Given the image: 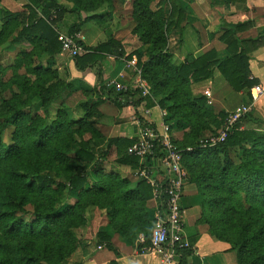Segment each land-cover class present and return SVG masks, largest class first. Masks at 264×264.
Returning <instances> with one entry per match:
<instances>
[{
    "label": "trees",
    "instance_id": "obj_1",
    "mask_svg": "<svg viewBox=\"0 0 264 264\" xmlns=\"http://www.w3.org/2000/svg\"><path fill=\"white\" fill-rule=\"evenodd\" d=\"M27 2L29 8L27 22L17 32L14 41L21 40L24 37L38 36L45 42L46 52L50 55L55 54L60 50V43L57 40L56 31L47 21L49 20L51 11L60 8L63 4L58 2V0H27ZM134 6L137 11L141 12V17L144 13L146 18L153 23H157L159 17H164L167 20L166 24H169V26L165 25L163 34L159 32L158 37H162L166 32H171L175 25H178H174L175 22L173 20L176 14H178V17L183 15V8L176 0H168L163 10H159L158 13L148 10L142 12L143 8L137 2L134 3ZM2 14L3 22L14 17V14L10 12H3ZM79 24H73L68 30V35L75 36L80 31ZM141 25L142 21L140 23ZM157 29L160 28L157 27ZM137 30L136 28L133 33L137 34ZM230 33L231 31L227 30L220 37L221 40L227 43V57L218 59L216 58L215 52L210 50L192 63L182 64L178 71L170 69V55L159 49L165 45V38L163 43L152 44L155 52L147 54L150 61L146 64L144 62L141 74L149 81L152 90H155L157 94H165V86L168 85L166 82L160 80L162 73L161 67H165V65L167 71L172 72L173 76L180 83H183V86L189 87L188 80L190 79L193 81L207 79L212 76L213 70L217 69L235 91L249 89L251 86L258 84V80L251 78L248 69L247 60L249 49L247 43L250 40L236 38L229 40ZM77 42L87 51L82 55L72 57L74 64L80 70L94 65L103 58V53H110L112 49L110 48L111 41L102 42L94 48L86 47L78 39ZM139 63L141 62L139 61ZM164 75L169 76L168 73H164ZM100 83L99 94L106 96L117 107L130 105L134 94H139L137 90L116 92L114 88L107 87L103 82ZM68 87L69 84L67 82L55 81L48 84L43 90L41 94V105L46 117L49 115V109L53 100L57 96L60 97ZM181 87L177 83H170L169 90L164 95L171 102V105H168L167 109V117L169 115V118L171 116L173 117V114L180 110L177 104L179 102L178 96ZM14 98L15 96L10 98L8 102L9 112L4 113L0 111V121H2L0 122V166L4 162L15 160L23 150H32L37 154L38 152L40 153L53 137L50 130H42L35 137L30 136L27 140L28 143L25 144L26 139L23 135L27 131L24 130L25 114L19 105H17ZM140 99H145L147 107L153 106L149 96ZM245 119L252 120L250 114L241 118L234 125L224 142H219L210 148H194L193 151L185 153L182 158V165L187 172V180L195 182L197 187L203 192L204 202L206 204L208 203L207 209L211 215L210 223H212V231L220 240L228 242L235 249L237 264H264V246L261 242L264 238V227L257 230L258 232L254 231L252 234L253 237L251 238V242L254 244L248 247L245 242H242L243 239L240 240L235 237L237 235H234L235 230H233L235 229V219H240L239 221H241V214L244 211L264 208V158H262L264 156L261 155V158H259L260 152L264 154V135L258 134L255 130L239 129L242 121ZM17 120L18 125L15 124ZM8 122L9 124H14L11 138L15 142L10 147L5 146L1 140L3 128ZM62 123V119L58 120V124L61 127H63ZM140 123L144 125L146 122L140 119ZM167 123H169L168 120ZM198 131L191 130L193 133L191 136L193 137L188 143H179L175 138L174 143L178 147L188 145L196 146L197 143L194 144V141L196 139L195 134L196 132L199 133ZM99 136L93 143V149L78 148L75 151L76 156L93 160L95 156L94 148L104 145V150H101L100 160L96 161L92 167V173L94 174L93 182H88L87 172L81 169L75 171L69 176L67 194L77 193L79 197L83 198L86 196L89 201L87 204H95L96 201L91 200L89 196H97V200H99L98 205L105 207L110 224H114L117 230L121 232L127 230L128 227L126 226L130 225L136 227V229L141 228L146 234L145 244H148L152 226L142 208L144 199L149 198L150 194L141 197V204L137 200L139 195H136L137 193L143 194V188L148 185L143 180H140L137 186L139 187V191H131L128 188L129 183L127 179L119 177L116 173L104 171L103 164L101 163V161L105 160L104 157L108 153L107 150L112 145L116 146L118 159L120 160L122 159L121 157L126 156V153H123V151L130 147L133 141L121 137L105 138L102 135ZM244 143L250 146V149H252L251 153L249 152L250 150L248 154L244 153L243 159L238 162V165L228 162V151L237 147L245 150ZM257 147H260L259 152H256ZM220 155L223 157L222 160L220 159ZM133 159L137 160L138 163L136 157ZM23 167L19 168L20 174H17V176L14 175V177L9 179H6L7 177L0 179V182L4 186L6 201H8L7 208L0 214V264H42L41 261L44 258L40 256L39 250L34 248L36 240L52 239L58 241V233L63 232L61 221H67V227L70 223L73 224V216L78 206L83 204V199H78L75 204L68 205L62 212H55L57 208L55 209L53 204L48 203L47 194H45L47 187L50 186V181L45 180L41 175H37L36 170L30 172L27 166L23 165ZM230 167L232 168L230 169ZM28 178L29 180H27ZM34 192L42 194L44 201H46L44 208L41 207L43 202L41 204L37 200L36 204L35 201L28 200L29 195ZM235 192L239 194L237 198ZM241 195L243 196L240 197ZM238 198L239 201L235 202V199ZM54 199L55 197H52L50 201ZM159 201L160 206L164 209L163 195H159ZM25 203L34 205L32 214L36 215V218L29 224L21 221L20 217L16 215L17 211H23V205ZM237 216H239V219ZM239 221L236 224L240 225ZM14 222L17 223L16 226H12ZM242 224L241 222V226ZM67 227L64 230L66 239L65 246L62 247L57 242L58 246L56 245V248L53 250H56L55 252L58 255H62L65 252L68 257L74 251L75 244L73 242L75 240L74 235L68 231ZM240 228V231H242L244 227ZM245 228L248 229L247 225H245ZM104 235L100 233V236ZM13 239H17L18 244H13ZM71 241L72 244L69 246ZM105 246L112 250L109 243H105ZM179 253L181 254L179 264H186L185 259L191 253L190 249L181 250ZM52 263L59 264V261Z\"/></svg>",
    "mask_w": 264,
    "mask_h": 264
},
{
    "label": "rangeland",
    "instance_id": "obj_2",
    "mask_svg": "<svg viewBox=\"0 0 264 264\" xmlns=\"http://www.w3.org/2000/svg\"><path fill=\"white\" fill-rule=\"evenodd\" d=\"M125 1H128V3L125 4ZM125 1L58 0L63 5L51 11L47 22L54 28L57 34H68V30L73 24L80 23V31L84 27L86 29L85 32L83 31L84 34L82 32L76 34L78 40L83 44H85V41L93 44L96 43L90 48H94L102 42L111 41L110 48L112 49L110 53L117 59L124 58L125 63L131 58L133 52H140L145 56V64L148 63L150 59H148L147 54L155 52L152 44L163 43L165 38V45L160 46L161 48L159 49L164 53H169L167 43L170 32H166L162 36L163 39H161L162 37H158L159 32L163 34L165 25L169 26V24H166L167 20L164 17H159L157 23H153L146 18L144 13L141 17V12L137 11L134 6V3L137 2L143 8L142 12L148 10L158 13L159 10H163L168 0ZM27 4V0H0V111L4 113L9 112L8 102L10 98L15 96L14 99L17 105H19L25 114L24 130H27L23 134L26 139L25 144L28 143L27 140L30 136L35 137L42 130H50L53 137L40 153L38 151H36L38 152L37 154L32 150H23L15 160H9L1 164L0 179L3 177L9 179L14 177V175L17 176V174H20L19 168H24L23 165H25L30 172L36 170L37 175H41L45 180L50 181V186L47 187L45 194H47L48 203L53 204L55 209L57 208L55 212H62L68 205L75 204L78 199H83V204L78 206L73 216V224L70 223L67 227V221H61L63 232L58 233V241L52 239H37L34 247L39 250L40 256L44 258L41 261L42 264H55L52 262L58 261L59 264H73L72 261L78 258L76 257L77 250H83L79 258H84V245L86 243H94L95 246L109 243L110 235L106 234L108 228L118 231L114 224H110L105 207L98 205L99 200H97V196H89L96 203L87 204L89 201L86 196L83 198L79 197L77 193L67 194L69 176L75 171L81 169L87 172L88 182H93L94 174L92 173V167L96 161L100 160L101 150H104V145L94 148L95 156L93 160L76 156L75 152L78 148L93 149V143L97 140V137L103 135L102 132L104 130H100L99 126L100 122L101 125L103 122L100 120V116L95 111H92V105L88 103L89 101L93 103L95 100L97 101V98L94 99L96 94V97H100L99 88L101 83L96 84L94 87L80 85L79 82L81 79L78 78L80 69L74 64L72 57L61 49L55 54L50 55L45 50V42L38 36L24 37L21 40L14 41L17 32L27 22L29 14ZM3 12L13 13L14 17L3 22ZM163 20L165 21L163 22ZM141 21L142 25L140 26ZM92 24L94 27L90 26ZM156 26L160 29H157ZM124 28H128L131 34L136 37L137 43L140 44L136 51L133 50L126 56L124 55L126 52L124 51L122 42L115 39L117 33ZM136 28L138 29L136 31L137 34L133 33ZM96 64L97 62L94 65ZM161 68L160 80L168 84L165 86V94L169 90L170 83L174 82L182 86L179 89V102L177 104L180 110L179 112L175 111L176 113L173 114L174 118L171 116L174 127L177 126L179 130H206L204 131L207 133L206 135H198L199 133L196 132L194 144H198L199 141L209 142L211 139H215L223 129L228 117L226 111L218 108L216 105L217 102H208L212 95L210 91L207 93L204 92V95H194L191 93V88L183 86V83H180L173 76L172 72L167 71L166 65ZM214 72L215 69L213 70ZM164 73H168L169 76L167 77ZM76 78L78 79L76 80ZM55 81L67 82L69 87L65 89L60 97L57 96L53 100L49 109V115L46 117L42 111L41 94L48 84ZM146 81L150 95H154L156 101H161L165 94H157L155 90H152L149 81ZM129 86L127 87L129 88ZM205 96H207V99ZM166 104L171 105V102ZM89 106H91V109H88ZM60 119L63 120V127L58 124V120ZM17 122L18 120L15 124L18 125ZM107 125L108 122L106 123ZM13 129L14 124H9V122L3 128L1 140L7 147H10L15 142L11 138ZM242 130H254V128L244 126ZM257 133L264 135V130H258ZM244 146L246 148L245 150L238 147L229 150L228 162L238 165V162L243 159L244 153L248 154L249 150L251 153L252 149H250V146L245 143ZM206 148L210 147L207 146ZM257 148L256 152H259L260 147ZM107 151L108 153L104 158L105 160L107 158L108 162L113 163V160L118 156L115 155L112 146ZM261 155L264 156L260 152L259 158H261ZM220 159H223L222 155H220ZM105 160L101 161V163L103 164ZM107 169H110V167ZM132 171H135V168ZM235 194L237 198L239 194L237 192ZM5 195L3 183L0 182V214L8 206ZM52 197H55V199L50 201ZM29 199L35 201L36 204L37 200L41 204L43 202L41 207H45L46 201H44L41 193L34 192L29 195ZM237 201H239V198L235 199V202ZM33 207L34 205L31 203H25L23 205V211H17L16 215L20 217L21 221L29 224L36 218V215L32 214ZM241 216V221H239V216H237L239 220L235 219L234 235H237L235 237L240 240L243 239L242 242H245L248 247L254 244L251 242L254 231L264 227V208L244 211ZM238 221L240 225L236 224ZM241 222L243 223L242 226ZM16 225L17 223H12V226ZM245 225H247L248 229L245 228ZM66 227L74 235L75 240L73 242L75 244L74 251L68 257L65 252L62 255H58L55 252L56 250H53L56 248V245L58 246L57 242L62 247L65 246L66 239L64 230ZM240 227H244L242 231H240ZM100 233L106 235L100 236ZM13 241V244H18L17 239H13ZM261 242L264 246V238ZM71 244L72 241L69 243V246ZM50 248L51 250L49 251ZM232 250H234L236 255L235 249L232 248Z\"/></svg>",
    "mask_w": 264,
    "mask_h": 264
},
{
    "label": "crops",
    "instance_id": "obj_3",
    "mask_svg": "<svg viewBox=\"0 0 264 264\" xmlns=\"http://www.w3.org/2000/svg\"><path fill=\"white\" fill-rule=\"evenodd\" d=\"M176 1L183 8V15L178 17V14H176L173 20L174 25H178H175L173 31L168 35L167 48L171 57L170 69L178 71L182 64L192 63L210 50L215 52L218 59L227 57V43L221 40L220 37L224 32L230 30L229 40L232 38L250 40L247 43L249 49L248 69L251 78L258 80V83H264V0ZM127 3L128 1H125V4ZM90 26L94 27L93 24ZM85 29L84 27L79 32L84 34ZM115 39L122 42L126 52L125 56L133 50L136 51L140 46L136 41V37L131 34L128 28L121 29ZM84 43L89 48L96 44L86 41ZM133 57L136 58L135 66L142 71L145 56L140 52H133L129 60ZM123 60L124 58L117 59L111 53H103V58L96 65L80 70L78 73V78L81 79L79 84L94 87L96 84L103 82L108 87L109 83L115 81L123 86L130 85L133 80V67L129 65V60L126 63ZM83 82L85 83L83 84ZM188 85L194 95H204V92L210 91L212 95L208 102H217L218 108L224 109L227 115L240 104L249 101L248 89L236 92L217 69L207 79L188 80ZM96 95L94 99L97 98V101L95 100L94 103L89 101L88 103L92 105V111H95L103 122L102 125L101 122L99 124L100 130H104L102 136L105 138L121 137L133 142L140 135L139 119H144L153 126L160 127L163 121L161 111L165 110L167 112L168 105L166 103L170 102L168 98L166 99V96H163V101H156L154 95H150L149 98L153 106L147 107L145 99H140L139 94H134L130 105L117 107L106 96L96 97ZM205 98L207 99V96ZM88 109H91V106ZM143 109H149L148 116H143ZM249 114L253 121L250 119L243 120L239 129L242 130L244 126H249V128H254L256 132L264 130V96L254 104ZM165 120L170 122L173 136L179 143H188L192 139L191 134L193 133L191 130H179L177 126L175 128L169 115L164 118ZM107 122L108 125L106 126ZM204 131L206 130H199L198 135H206L207 133ZM128 148L123 151L128 157L123 156L120 160L117 157L113 160V163L108 162L106 158L103 167L104 171L116 173L119 177L127 179L129 190L136 191L139 188L137 186L140 181L136 174L138 163L137 160L133 159L135 156L129 154ZM112 149L115 155L118 156L115 145H112ZM108 167L110 169H107ZM134 168L135 171H132ZM145 183L149 187L143 188V194L137 193L136 195L140 196L137 197V200L141 204V197L150 194L149 198L144 199L142 209H144L146 218L152 226L151 230H153L156 214L160 213L162 215L164 209L160 206L159 196L155 197L151 186L147 182ZM203 196V192L197 187L196 183L186 179L181 199L182 229L183 236L190 244L191 253L186 257L185 263L237 264L236 255L231 245L220 240L212 231L211 215L207 209L208 203L204 202ZM205 197L208 198L206 195ZM126 227H128L127 230L123 232L108 228L106 234L110 235L109 243L112 250L107 248L105 243L98 246H95L94 243H86L84 245V258H79L83 250H77L76 257L78 258L72 263L161 264L162 258L159 253L143 252V248L149 245V243L145 244V232L141 228L136 229L132 225ZM172 264H179V258Z\"/></svg>",
    "mask_w": 264,
    "mask_h": 264
},
{
    "label": "built area",
    "instance_id": "obj_4",
    "mask_svg": "<svg viewBox=\"0 0 264 264\" xmlns=\"http://www.w3.org/2000/svg\"><path fill=\"white\" fill-rule=\"evenodd\" d=\"M76 38V35L57 34L60 49L71 57L85 52ZM135 64L136 58L133 57L129 60V65L133 67V80L129 88L115 81L108 86L114 88L116 92L134 89L139 92L141 98H146L150 95L149 87ZM248 93L249 101L229 112L219 135L209 142L199 141L196 146L178 147L174 143L170 124L164 121L167 116L165 110L161 111L163 121L160 127L153 126L144 119L146 123L140 124V135L128 148V152L138 159L136 172L138 178L151 186L155 197L164 196V212L162 215L156 214L149 245L143 248V252L159 253L162 258L161 264H172L180 257L179 251L190 248L182 229L181 199L187 179V172L182 165L183 155L193 151L194 148H206L224 142L234 125L249 114L254 104L264 96V83L251 86ZM149 112V109H143V116H148Z\"/></svg>",
    "mask_w": 264,
    "mask_h": 264
}]
</instances>
